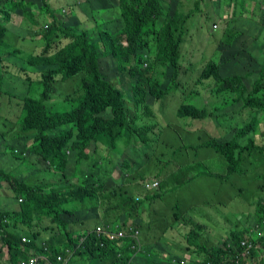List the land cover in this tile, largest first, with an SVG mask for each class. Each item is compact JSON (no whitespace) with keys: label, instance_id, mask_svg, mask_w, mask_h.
Returning <instances> with one entry per match:
<instances>
[{"label":"trees","instance_id":"obj_1","mask_svg":"<svg viewBox=\"0 0 264 264\" xmlns=\"http://www.w3.org/2000/svg\"><path fill=\"white\" fill-rule=\"evenodd\" d=\"M168 4V0H77L68 4L66 14L62 11L64 6L54 7L48 0H0V77H23L30 83L25 96L12 95L13 99H20L18 113L11 110L9 98L3 101L8 110L0 111V134L6 150L9 147L15 153L17 146L6 143L8 139L30 142L27 149L12 156L19 159L17 171L0 168V264H28L35 256L29 251H45L42 241L49 255L70 256L72 264H88L91 259H100L103 264H178L176 260L182 255L198 256L200 260L192 258L194 264H247L248 260L253 262L250 264H264V233L253 238L254 225L264 219V66L252 68L249 61L254 58L250 50L244 71L238 64L226 68L217 60H203L194 83L211 79L212 91L217 96L214 111L196 106L190 98L197 92L187 90L185 100L175 110V117L226 120L231 115L228 111L220 112L216 105L222 108V104H238L242 117L250 115V121L235 127L229 137L219 138L207 128L188 131L187 138L199 142V148L190 152L193 158L215 157L204 168H197L195 160L173 178L188 182L195 191L198 188L209 207L223 217L218 224L220 229L227 225L230 232L207 243L209 229L200 220L182 213V204L177 201L170 208L173 221L169 228L158 223L162 235L147 240L152 249L158 238L163 243L170 241L172 251L164 257L159 251L153 258L144 250H133L130 238L110 241L108 236H97L89 229V225L95 227L99 223L129 224L132 231L137 229L142 235L139 213L146 200L159 196L153 189L142 188L143 181L153 176L151 163L147 172L144 162L152 156L162 163H173L178 158V149L171 146L170 139L175 138L170 131L164 130L159 137L153 134L152 140L145 136L155 133L158 125L165 127L161 114L151 106L180 85L188 84L179 80L181 62L202 60L199 48L184 41L189 35L195 43L194 35L185 26L190 10L183 8L182 0ZM92 8L109 14L92 13ZM11 14L20 16L21 24H30L37 31L27 35L11 24ZM258 22L264 23V7ZM212 24L216 23L210 21L209 31ZM228 27L225 24L220 38L223 43H231L238 34ZM241 31L244 35L245 31ZM36 36L38 39L34 40ZM21 40L39 43L35 54L25 52L33 42L26 47ZM183 43L192 48L184 51ZM200 46L205 49L203 44ZM244 52L237 50L234 59L239 60ZM229 59L224 56L226 64ZM235 68L238 73L232 72ZM31 87L33 95H29ZM0 94L5 93L0 90ZM149 117L155 121L150 122L146 119ZM172 126L168 123L166 127L179 131ZM123 135L132 137L137 144L151 141L155 147L151 153H145L138 168L126 171L124 176L136 184L138 195L120 182L108 186L101 177L98 162L106 146L116 148ZM183 149L189 152L188 148ZM214 161L220 163L216 172ZM23 164L27 168L19 172ZM124 165L128 166L126 159ZM88 166L91 171L86 169ZM37 169H52L54 173L39 177L32 174ZM250 189L260 192L254 203V217L252 213L247 215L245 223L238 220L244 208L236 210L237 216L223 211ZM87 213L91 216L83 217ZM166 233L167 241L160 238ZM24 235L26 242H22ZM245 239L250 242L243 246L240 241ZM131 255L132 260L128 261ZM52 260H56L55 256ZM36 261L46 264L45 259Z\"/></svg>","mask_w":264,"mask_h":264},{"label":"rangeland","instance_id":"obj_2","mask_svg":"<svg viewBox=\"0 0 264 264\" xmlns=\"http://www.w3.org/2000/svg\"><path fill=\"white\" fill-rule=\"evenodd\" d=\"M49 1V0H48ZM169 4H173L175 2V0H168ZM261 0H253L251 2H249V10L252 11L253 13V17L255 19L258 18L257 15L262 13V10H260V6H264V2L261 3L259 2ZM56 2V1H54ZM168 4V5H169ZM186 6H187V10L189 11V18H186L185 20V26L188 29V31L194 35V41L195 43H193L190 38L189 35L188 37L184 38V41H190L193 45V47H197L200 50V54L199 56L201 57V61L200 62H195L192 63L191 65L188 62L182 61L180 60V62L182 61L184 66L186 68H189L190 72H199L200 68L202 69L203 64L211 59H214L217 57L218 52L216 47H213V42H207L205 41V39L208 38L209 36V24H210V17L205 18V13L209 14V10H210V6L208 3H206L204 0H186L185 2ZM263 9V8H262ZM99 13L102 16L103 15H107L109 13L106 12H102L100 10H97L96 8H92V13ZM186 12V11H185ZM218 14H220V10L216 11ZM106 13V14H104ZM215 15H217L215 12H213ZM246 10L244 12V15L246 14ZM254 13L256 14V16H254ZM210 15V14H209ZM258 21H260L259 19H257ZM257 22V21H256ZM253 23H249L248 28H250V30L252 31V33L254 35H256L253 32V29L250 27ZM243 26H246L245 24H243ZM25 31V30H23ZM220 33V31L218 29L213 30L212 29V35H218ZM257 36L259 38H261L262 40H264V23H260V27L256 30ZM96 36V35H95ZM38 38L34 39L37 40ZM245 40L241 43V46H246L248 44V40L246 38H244ZM28 42H33V41H28ZM28 42H26V40H21V45H25L26 47L28 45ZM44 42V41H43ZM203 44L205 49H203L200 45ZM184 45V43H183ZM183 45H182V50L181 53L183 55ZM39 46V43H36V41H34L32 44H30L26 49L25 52L28 54H35V51L37 49V47ZM192 47L186 43L184 45V51H188L189 49H191ZM0 52H2V49H0ZM264 53V50H263ZM234 58V55H232L230 57V59ZM204 60V63H203ZM206 60V61H205ZM230 61V60H229ZM227 63V62H226ZM225 63V64H226ZM225 64H223L222 66H224ZM244 64L245 61L240 62L238 64V67H240L243 71H244ZM230 66H226V68H229ZM252 68L256 69L257 66L252 65ZM109 70H111V68H109ZM188 71V69H186ZM185 70V71H186ZM237 68L233 69L232 72L234 73H238L236 72ZM179 72H181V69L179 68ZM183 74V73H181ZM0 75H2L0 73ZM7 78V79H6ZM4 77L1 78L0 77V90L5 93V94H0V111L2 112H6V110H8L7 108V104L4 103L3 101L5 99L8 98V96H18L23 97L26 95V93H28V88L22 86L25 79L22 78H13L11 79V75H9V77ZM186 80L189 81V84L192 85L194 84V78H187ZM207 82V81H206ZM187 83V82H186ZM188 84H183L180 85L176 90H173V92L167 94L165 97H163L162 99H160L159 101L155 102L154 105L151 106V109L156 111L155 113H160L162 120L165 124L164 128H160V125H158L156 127V130H154L155 133L153 132H148V136L145 134L146 138L152 140L153 138V134L155 135V137H159L164 135L165 131L164 130H168L173 134V137L175 139H170L171 144H173L175 146L176 142H178V138H182L183 141H186V133L184 131H178L176 132L173 128H168L166 127L168 123H171L173 126L172 127H176L177 129L181 128H185V129H189V130H195L201 127H206L212 134L216 135L217 137H229L231 135V133L233 134V130L235 127H241L243 126L246 122L250 121V115H247L245 117H242L241 112L239 111L240 106L238 104H229L227 106H224V104L221 105L222 108H220L218 105H216L217 109H219L220 112L223 111H228L227 113L229 115H231L230 117H228L226 120L225 118L222 117H218V118H213V119H209V120H203V121H192L191 118H187V117H175V110L177 108V106L180 104L181 101L184 100V92L187 88ZM182 89V90H181ZM200 93V96H202V98H200V101L198 102V105L204 106L205 104L202 102V100L207 99L208 101L211 100H215V95L211 92L210 89H206L205 85L199 86L197 89ZM34 91L33 88L31 87L30 93L29 95H33ZM55 100H51V102H54ZM19 101L17 100V102H12L13 105V109H11L14 113H18L20 110V106L18 105ZM59 103L56 104V107L53 108L55 110L58 109ZM9 112L10 116L13 117L15 114L13 112ZM148 119L150 122H154L155 119L154 117H149L146 118ZM179 127V128H178ZM160 128V129H159ZM3 130H6L5 127L3 126L2 128ZM3 131H1L2 133ZM5 137V135H4ZM257 137H260L259 133L257 134ZM151 144V141L148 142L147 141H140V145L142 147L148 146V144ZM121 144V145H120ZM142 147H138L135 144H132V137L129 138L125 135L122 136V138L117 142L116 144V148H112L110 151L113 152V155L115 157L114 159V163L117 165H120L121 159L123 157L128 158L131 161V166H130V171L134 170L137 166H139L141 163L144 162L145 160V152H143V148ZM121 148L123 150L122 154L119 155ZM165 149V148H164ZM13 154H15L11 149L6 150V144L3 141V136L0 134V168L3 169H12L15 168L14 162L15 161H19L18 158H12ZM146 154H149V150L146 152ZM17 155V154H16ZM27 155V154H25ZM213 157H203V156H199L197 159L198 165L196 166L197 168H204V166H208L210 165L211 160L214 158ZM192 159H195L193 157H189ZM31 160L35 161L36 158L32 157ZM164 161V160H163ZM185 161V159L182 160V162ZM21 162V161H20ZM173 163H166V164H162L160 163L158 167H161L162 169V173L166 174L168 177L171 175L172 171H173ZM213 167L215 168V172L217 170V168L220 167V163H217L216 161H214V165ZM27 168V164H23L21 166H19L18 171H25ZM71 168V167H69ZM86 169H89L91 171V167L88 166ZM52 170V169H51ZM46 170H36L35 174L37 176H42V175H46L48 172H50V174H53V170L52 171ZM17 171V169H16ZM100 173H101V177L102 179L106 180L107 183H114L115 181H120L122 179L121 176L116 177L114 176V173L112 171V165L103 167L100 169ZM29 174V173H28ZM31 174V175H32ZM30 175V174H29ZM51 176H55V175H51ZM109 186V185H108ZM130 189L132 190L133 194H138L137 192V188L134 184H129ZM164 191V195L163 198H168L170 199L172 202H174L175 200V196L174 194L170 193V189H164L161 190ZM194 193H200L201 195H197ZM193 193L192 197L193 199L195 198H202V193L199 192L198 188L196 189V191ZM216 192H213V194ZM212 194V195H213ZM211 195V196H212ZM204 197V196H203ZM245 197V196H244ZM243 196L241 197H237L234 201H232L231 203H229L224 209L223 211H226V213L228 212H234L235 215L237 216V212L236 210L244 208L245 211L243 213H241L240 215H238V220L241 219L242 221H245L246 223V216H250L251 213L254 211V204L249 206V203L247 200L244 199ZM251 199H257V194H253V196L251 197ZM198 201H193L191 202V205L193 206H198L197 205ZM17 206V205H16ZM202 206V212H203V219H201L200 216V211L197 212V208H195V210L192 212V214H196V216L201 219L202 221H209V220H213L211 222H207L204 223V226L208 229H210L213 232V236L219 237V235H217L216 233H220L221 229L219 226H214L212 224V222H216L217 224H220L222 222V218L219 219V217H216V215L211 212L209 206L207 205H201ZM218 208H220L221 206L218 205ZM210 208V209H209ZM216 214H220L219 212H217L215 209H213ZM157 212V213H155ZM160 214V215H159ZM87 215H89V213L87 214H83V217H86ZM159 215V216H158ZM140 216L143 219V223L145 222L147 224V226H144V230H145V238L146 240L151 239L152 237H157V235L160 234V231L157 230V224L161 223V222H165L166 220H171V215H170V209L167 208L166 205H163L162 203H159L157 206L156 202H153L151 205L149 204V201L146 200L145 203V208L140 212ZM253 216V214H252ZM251 216V220L253 219ZM232 220L235 222L236 220L234 218H232ZM144 225V224H143ZM223 233H225V230L222 231ZM148 235V237H147ZM162 240H166L167 239L165 237L161 238ZM170 241H168L167 243H163L160 242L159 238L155 241H153V245L155 246V249H157L161 254L162 257H164V255H168L169 251H172ZM147 248H149L148 246H146ZM101 260L99 259H95L94 262H92V264H100ZM91 264V263H89Z\"/></svg>","mask_w":264,"mask_h":264},{"label":"clouds","instance_id":"obj_3","mask_svg":"<svg viewBox=\"0 0 264 264\" xmlns=\"http://www.w3.org/2000/svg\"><path fill=\"white\" fill-rule=\"evenodd\" d=\"M56 1V2H54ZM73 3L76 2L77 0H72ZM78 1H81V0H78ZM85 2L88 1V0H84ZM205 1V0H204ZM253 0H243L241 3L237 0V2L235 0H215L214 1V7H218L219 5H224V4H227L225 8H222L220 10V14H218L216 11H211L208 12L209 14H206L205 13V18H208L210 17V21H214L218 26H216V24H212V28L210 29L209 31V36H208V40H210L211 42H213V47L215 46L216 49H217V52H218V55L216 58H214V60H217L220 62V65H223L225 64V60H224V56L225 55H228V57L230 58L232 55H236V51L237 50H244L246 52H249V48H250V40L247 38V37H244L246 32L242 33V31L238 28L239 26V23L241 22L242 18H244V16L248 15V14H253L251 10H249L250 6H249V2H251ZM258 1V0H256ZM50 5L54 6V7H59V6H64L62 11H64L66 14L69 13V7L62 4L60 2V0H49L48 1ZM182 2L184 3V6L183 7L185 10H187V6L185 4L186 0H182ZM261 3L264 2V0H261L259 1ZM264 7V6H263ZM260 6V10H263ZM217 9V8H216ZM246 10V14L244 15V12ZM213 12H215L217 15H215ZM255 15V14H254ZM256 16V15H255ZM260 20V16H258V18ZM17 23V27L20 28L23 32H25L27 35H31L30 34V31L32 32V34H34V32L37 31V29L35 27H31L30 24H21V20H17L16 21ZM225 24H229V27L228 28H231L232 31H237L238 34L231 40V43H223L222 41H220V38H221V35L223 33V29L225 27ZM224 26V27H223ZM212 29L215 30V29H218L220 31V33L218 35H212L210 33H212ZM38 36V35H37ZM37 36L34 38L36 39ZM244 38H246L248 40V44L246 46H241V43L245 40ZM28 42V40H27ZM233 59V58H232ZM232 59H229V60H232ZM185 61V60H183ZM194 63V62H192ZM192 63H189L190 65ZM181 66H182V69H181V72H179V80L181 81H186L188 83V86H187V91L190 92V91H195L197 92V95L195 97H191L190 99L194 101L195 105L198 106L199 108H205L207 107L209 111H214L213 110V107H214V100H211V101H208L207 99H203L202 102L205 104L204 106H199L198 105V102L200 101V98H202V96H200V93L199 91L197 90L199 86H202V85H205L206 86V89H210L211 88V92L213 93L212 91V81L211 79H203L201 80L200 82H203L201 84H198V85H195L192 84L190 85L189 84V81L186 80L187 78H194L197 79L198 76H199V73L201 71V68L199 70V72H190L189 71V68H186L183 64V62H181ZM227 64L224 65V67H226ZM203 68V67H202ZM188 69V71L186 70ZM186 70V71H185ZM183 73V74H181ZM6 78V77H5ZM7 79V78H6ZM13 79V78H11ZM33 79H37V75L33 78ZM207 81V82H206ZM22 84V86L28 88L29 86V82L25 79L24 81V84L23 83H20ZM214 94V93H213ZM215 95V94H214ZM215 97H217L215 95ZM8 98L11 100V102H17L20 101V99H13L12 96H8ZM13 99V100H12ZM184 100H185V94H184ZM183 100V101H184ZM181 101V102H183ZM180 102V103H181ZM209 113H212V112H209ZM187 118H191L192 121H203V120H209L208 119V116L205 117V118H193V117H187ZM218 118V117H217ZM213 119V118H212ZM201 128H205L206 127H201ZM200 129V128H198ZM198 129H195V130H189V129H185V128H181L178 129L179 131H184L187 135V132L188 131H196ZM2 130H0L1 132ZM156 131V130H155ZM168 139H167V143H168ZM6 143L10 144L11 146H14V145H17L15 146V153L17 152H20L22 151L23 149H27V147L30 145V142H24L22 139H19L17 142H14L12 139H8L6 141ZM132 144H135L136 146L138 147H142L140 144H137L135 143V140L132 139ZM121 145V144H120ZM175 148L178 149V158L173 162V171L171 173V175L168 177L166 174H163L162 173V169L161 167H158L160 163L162 162H157L155 161V157L156 156H152L151 159L147 160L146 162H144V166L147 167V172H148V168L150 166V163L152 165V174L153 176H151L150 179H146L145 181H143V185H142V188L145 189V190H155L156 193H158V197H156L155 199H152V200H148L149 201V204L151 205L153 202H156L157 203V206L159 203H162L163 205H166L168 209H170L172 207V205L177 201L179 202L180 204H182V208H183V212H186V215H189V216H192L193 218L197 219V220H200L201 222L205 223V222H209V221H213V220H209V221H202L201 219H203V212H202V206L201 205H208V203L205 201V198L202 196V198H191L193 193L195 192V188H193L188 182H185L184 180H177L175 181L173 178H174V174H177L179 171L183 170L185 167H189L192 165L193 161L197 160V159H192V158H189V157H192L190 155V152L193 150V149H198L199 147V142L197 141H194V140H190L187 138L186 136V141H183L182 138H178V142H176L175 146L174 145H171ZM113 147H107L106 146V152H104V156L102 157L101 160H99L98 162V165L101 168L103 167H106V166H109V165H112V171L114 173V176L116 177H119L121 176L122 179L120 181H115L114 183H119V184H124V185H127L129 186V184H134V182H128L126 180V178H124L125 174H126V171H130V166H131V161L126 158V157H123L121 159V162H120V165H117L114 163V155H113V152H111L110 150L112 149ZM143 148V152H147L149 150V153H151L155 147L154 145L152 144H148V146H145V147H142ZM183 148H188L189 149V152H186ZM17 150V151H16ZM19 150V151H18ZM121 151L123 152L122 148H121ZM23 154H26V153H23ZM122 154V153H121ZM204 157V156H203ZM13 158V157H12ZM145 158H146V155H145ZM124 159L127 160L128 162V166L126 167L124 165ZM185 159V161L182 162V160ZM152 161V162H151ZM17 162V161H15ZM142 164V163H141ZM140 164V165H141ZM162 164H166L165 162H163ZM139 165V166H140ZM139 166H137L136 168H138ZM135 168V169H136ZM134 169V170H135ZM134 170H131V171H134ZM147 172L145 174V176L147 175ZM188 175V174H187ZM187 178V176H186ZM111 184L113 183H108V185L110 186ZM117 184V185H119ZM136 186V184H134ZM172 186H177L176 189H173ZM130 188V187H129ZM170 189V193L174 194L175 196V200L174 202H172L170 199H166V198H163V195H164V191H161V190H164V189ZM131 190V189H130ZM132 191V190H131ZM138 194L140 193V191H138ZM260 192L255 190V189H250L248 191H246V194L243 193V197L245 200H247L248 202L251 203V205H253L255 202H256V199H251V195L253 196V194H259ZM137 194V195H138ZM194 194H197V195H201L200 193H194ZM249 196H248V195ZM263 194V193H262ZM193 201H198L197 205L198 206H193L191 205V202ZM195 208H197V212L200 211V216H201V219H199L196 214H192V212L195 210ZM210 209V208H209ZM254 210H255V207H254ZM213 211V210H212ZM214 212V211H213ZM171 214V212H170ZM253 214V217H254V211L252 212ZM91 214L87 215L86 217H90ZM172 217V216H171ZM216 217H219L223 219V217H221L220 215H217L216 214ZM138 220H142V223H143V219L141 218L140 216V213H139V217L137 218ZM173 221V217L171 218V220H166L165 222H161L163 226H167L169 224H171V222ZM251 222L253 223L254 225V218L251 220ZM144 224V223H143ZM212 224L215 226H218V224L216 222H212ZM143 228L142 229V235L140 234L141 232L138 231L137 229L133 230L130 228L129 224H126L125 226L124 225H112V224H102V223H99L97 224L95 227H92L91 225H89V229L90 231L93 230L95 232V234L97 236H100V235H106L108 236V239L110 241H115L119 238H130L131 240H133V245L131 246V248L135 251H139V250H144L145 251V254L146 255H149L153 258H155V255L157 254L158 250L155 249V248H151L147 245V240L146 238L144 237L145 236V230H144V225L142 226ZM256 231L254 232V236L253 238H257L261 233H264V219L261 220V222L259 223L258 221L256 222V224L254 225ZM230 226H227V225H224L221 227L222 231L225 230V232H230ZM177 229V228H175ZM157 230L160 231V234L162 235L161 233V228H159L157 226ZM88 231V232H90ZM210 233H209V238L207 240V243L208 241H211L212 239H214L216 236H213V232L214 231H211L209 229ZM160 234L158 236H160ZM169 233H166L164 234V236H161L160 238H163L165 237V235H167ZM217 235H219V237H216V238H220V236H223V232H220V233H216ZM47 236H48V232H46L45 234V239H47ZM142 239V241H141ZM28 241V238L27 236H23L22 237V242H26ZM146 241V244H143V242ZM245 241L246 243L243 244L242 242ZM250 242V240H241L240 241V244L245 246V245H248ZM42 245L44 246V252H37V251H29L30 253L34 254L35 256L30 260V262L28 264H38L36 259H45L46 260V264H57L56 262L60 261L59 264H72L69 260L70 256H61L60 254L56 255H52L50 254L49 255V252H48V248L45 244V241H42L41 242ZM0 245H1V241H0ZM146 246H148L149 248H147ZM147 251H151V253H146ZM5 253H6V249H5ZM40 255H38V254ZM56 258V260H52V257ZM132 256L128 259V261L132 260ZM66 257V258H64ZM192 258H195V260L199 259L200 258L196 255H182L181 257H179V261L176 260V263L178 264H194V262L192 261ZM100 260V259H99ZM95 259H91L88 261V264L92 262H94ZM78 263L76 264H81V262L77 261ZM250 263H253L251 260H248L247 264H250ZM100 264H103V262H101ZM151 264V263H149ZM216 264V263H214Z\"/></svg>","mask_w":264,"mask_h":264},{"label":"crops","instance_id":"obj_4","mask_svg":"<svg viewBox=\"0 0 264 264\" xmlns=\"http://www.w3.org/2000/svg\"><path fill=\"white\" fill-rule=\"evenodd\" d=\"M52 1V0H51ZM83 1V0H81ZM214 1L215 0H205L206 3L209 4L210 6V10L209 12L211 13V11H216V10H221L222 8H225L227 4L224 5H219L218 7H214ZM60 2L66 6H68L69 3L73 2L72 0H60ZM97 4H103V2L101 1H96ZM263 7V5L261 6ZM255 14V13H254ZM256 15V14H255ZM254 15V16H255ZM257 16H260L257 15ZM10 19H11V24L18 26L16 24L17 20H21L20 16L16 15V14H11L10 15ZM257 21V22H256ZM249 23H253L250 27L253 29V32L256 34L254 35L252 33V31L250 30V28H248ZM243 24H245L246 26H243ZM260 27V22H258L257 19H255L253 17V14H248L246 16H244V18H242L241 22L239 23L238 28L240 30H244L246 32L244 37H247L250 40V51L253 53V58L254 60L249 61L250 64L257 66V68H259L260 66H264V40H262L261 38H259L257 36L256 30ZM248 53L249 52H244L241 54L240 59L237 60V58H233L230 62H228L227 67L229 65H236L239 64L240 62L245 61V59H248ZM14 165H17V162H14Z\"/></svg>","mask_w":264,"mask_h":264},{"label":"built area","instance_id":"obj_5","mask_svg":"<svg viewBox=\"0 0 264 264\" xmlns=\"http://www.w3.org/2000/svg\"><path fill=\"white\" fill-rule=\"evenodd\" d=\"M242 243H243V244H245L246 242H245V241H243ZM248 245H249V244H248Z\"/></svg>","mask_w":264,"mask_h":264}]
</instances>
